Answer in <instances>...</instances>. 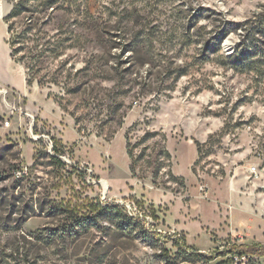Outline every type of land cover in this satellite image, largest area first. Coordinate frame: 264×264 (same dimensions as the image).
<instances>
[{
    "label": "rangeland",
    "instance_id": "obj_1",
    "mask_svg": "<svg viewBox=\"0 0 264 264\" xmlns=\"http://www.w3.org/2000/svg\"><path fill=\"white\" fill-rule=\"evenodd\" d=\"M12 2L0 0V264H264L216 256L264 243V0H57L64 31L89 35L86 54L66 51L84 68L66 111L9 55ZM243 42L255 61L234 66ZM127 132L144 154L136 177ZM161 148L155 185L147 155ZM79 215L89 226L68 235Z\"/></svg>",
    "mask_w": 264,
    "mask_h": 264
},
{
    "label": "trees",
    "instance_id": "obj_2",
    "mask_svg": "<svg viewBox=\"0 0 264 264\" xmlns=\"http://www.w3.org/2000/svg\"><path fill=\"white\" fill-rule=\"evenodd\" d=\"M30 1L31 0H14L10 11L3 17L8 34L7 43L10 50L9 55L14 62L23 66L27 85L36 83L39 87H47L49 89L52 87L59 88L61 91L59 94H53V101L57 103L61 109L66 111L65 104L69 103L67 97L79 91L78 83H75L74 86L70 84L80 71V69L73 70L74 67L71 63L73 55L68 54L66 51L79 44L81 50L86 54L87 48L89 47V35L83 32L79 33L81 34L79 37L74 30L68 29L64 31L62 24L60 25L59 23L58 16L55 14L58 8H60L57 4V0H41L36 5L30 3ZM249 31V27L245 26V34ZM205 46L207 47L206 50L210 47L208 43ZM251 46L252 43L245 44L243 42L237 51L229 57V62L234 66H247L254 62L255 60L252 59V57L255 55L250 51ZM261 50L262 49H260V51ZM83 70L84 68H82L80 72ZM115 72L117 73V71ZM121 81L122 77H119L115 81L114 87L120 85L119 82ZM108 92L107 99L111 101L104 106L103 110L108 111L106 115L107 119L113 122L117 128H120L123 123L124 115L121 114V110H123L124 104L118 101V97L114 95V92L110 90H108ZM49 94L50 93H48V96H50ZM93 98L96 101L104 100L91 96V100L93 101ZM62 100L65 102H62ZM131 106L132 105H129V108ZM89 107L94 109L95 105L91 106L89 103ZM102 108L103 106H100V109ZM74 119L77 123V117H74ZM116 131L115 129L113 133ZM124 137L126 154L130 160L129 170L132 177H136V163L142 160L144 154L134 157L132 151L133 147L131 146L128 132L125 133ZM153 155L147 156L152 158L151 161L154 168L152 172V177L154 178L153 183L157 185V178L160 171L165 165V162L170 163L171 156L165 148H161ZM149 158L145 160L147 165L151 162ZM52 159L61 163L56 156H52ZM168 174L171 178L182 180V177L174 176L170 168L168 169ZM18 176L20 177L22 174L20 173ZM87 208L89 209V205ZM91 209L94 211L96 207L91 205ZM79 216H74L72 221L63 228L64 232L68 233V235H73L74 232H78V230L89 226V217L85 215ZM217 254L216 256H229L227 260L223 262L232 263L235 256L238 258L245 257L247 258V262H251L254 257L264 256V243H233L230 247H227L226 251H221ZM214 258V255H210L205 257L203 262Z\"/></svg>",
    "mask_w": 264,
    "mask_h": 264
},
{
    "label": "built area",
    "instance_id": "obj_3",
    "mask_svg": "<svg viewBox=\"0 0 264 264\" xmlns=\"http://www.w3.org/2000/svg\"><path fill=\"white\" fill-rule=\"evenodd\" d=\"M0 92H1V90H0ZM29 116H31V115H29ZM32 117V116H31ZM9 125V120H5L4 122H3V124H2V126H4V127H7ZM124 206H126V208H127V210L128 209H130L131 210V206L130 205H124ZM129 211V210H128ZM129 214H130V212H129ZM132 215V214H131Z\"/></svg>",
    "mask_w": 264,
    "mask_h": 264
},
{
    "label": "bare ground",
    "instance_id": "obj_4",
    "mask_svg": "<svg viewBox=\"0 0 264 264\" xmlns=\"http://www.w3.org/2000/svg\"><path fill=\"white\" fill-rule=\"evenodd\" d=\"M104 181H105V180H104ZM105 184H106V187L109 188V184H108V182H105Z\"/></svg>",
    "mask_w": 264,
    "mask_h": 264
},
{
    "label": "water",
    "instance_id": "obj_5",
    "mask_svg": "<svg viewBox=\"0 0 264 264\" xmlns=\"http://www.w3.org/2000/svg\"><path fill=\"white\" fill-rule=\"evenodd\" d=\"M7 13H8V11L3 16H5Z\"/></svg>",
    "mask_w": 264,
    "mask_h": 264
}]
</instances>
